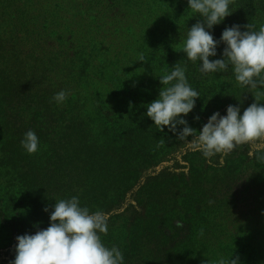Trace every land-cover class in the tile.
<instances>
[{"label":"trees","instance_id":"trees-1","mask_svg":"<svg viewBox=\"0 0 264 264\" xmlns=\"http://www.w3.org/2000/svg\"><path fill=\"white\" fill-rule=\"evenodd\" d=\"M70 1L74 14L80 16L84 24L76 26L74 20L70 21L73 18H67V27L70 28H67L66 38L59 39L62 47L69 38L73 39L81 33L77 37L78 42L74 44L70 41V46L76 48L82 44L87 47L86 42L90 43L92 37H86L85 30L88 26L89 29L93 28L95 15L99 16L97 24L106 30L110 38H96L88 51L91 61L85 82L91 85V91H86L88 104L78 120H71L69 124L61 127L63 114L58 111L59 109L51 110V114L45 107L44 110L23 113L25 115L17 112V121L1 124L0 155L1 152H14L20 157L22 161L19 169L25 175L28 189L23 187L24 180L18 182L17 188H14L10 196L11 207H8L5 204L7 186L2 181L4 168L1 169L0 166V227L9 231L7 242L0 240V264H8L11 258H14L10 256H15L18 236L35 234L37 230L48 227L45 222L39 221L32 227L27 226L28 222H26V226L22 229L24 219L16 221V217L12 215L13 211L17 212L27 205L34 207L36 204L64 198L65 192L74 193L79 190L78 181L80 176H84V171L79 170L93 168L94 164L107 162L111 157L118 160L124 138L132 134L135 129L140 128L144 135L142 147L138 148V151L144 156L147 152L145 146L149 144L151 154L148 156L154 165L163 163L173 167L174 161H170V158L176 157L177 153H172L170 158L168 156L173 144L180 145L177 151L190 149L188 142L178 139L177 133L170 131L168 126H165L164 131L161 132L151 118L142 116L147 113L148 104L159 97L163 85L158 78L166 72L170 73L177 61L188 60L186 53L182 52L183 40L188 29L197 20H201L198 14L189 9L188 0H99L97 4L93 3L94 0H87L88 4L83 0ZM261 1L264 8V0ZM100 3L102 6L99 5ZM75 4L84 5V8H76ZM47 8L60 16H65L69 9L59 4L53 7L48 5ZM92 9H95L94 13L90 12ZM35 10L33 0H0V24L6 27L11 38L18 39L25 45L27 55L36 52L37 55L43 54L53 44L46 43L50 35L41 36V32H48L54 22L40 18ZM8 14L9 18L4 17ZM21 15L27 27L19 30L12 20ZM249 23L264 25V10L258 17L248 18L244 26ZM77 52L73 50L70 55L68 51L65 52L67 57L64 60V68L67 64L72 65L78 58L85 56ZM101 53L106 55V59L94 58V55ZM141 54L145 56L147 62L139 61ZM84 59L85 57L82 58ZM42 60L45 61L44 58L38 61ZM48 69L51 71L54 67ZM69 69L73 70V67L70 66ZM194 71L195 69H187L185 74ZM58 72H55L54 78L59 74ZM76 82H79V79ZM77 84L74 85L75 92ZM3 86L1 81L0 118L8 113L6 104L16 101L14 94ZM242 89L249 93L255 90L264 91V88L253 90L239 83L235 85L226 83L217 89V92L218 95H228ZM44 96L46 97V93L41 95L42 99ZM202 104L200 100L199 106ZM227 108L228 105H225L224 109ZM114 111L119 112L118 120L112 119ZM203 115H205L204 109L200 111L199 118ZM142 117H145L144 122L142 120L140 122ZM179 126L181 125H177V132ZM28 130H33L39 139L38 151L35 154H28L21 146L24 133ZM188 139L191 140L192 137ZM227 155V158L210 161L206 170L213 172L225 166L229 167L227 160L230 157L243 160L241 149H235ZM186 157L187 152L182 155V158L186 159ZM217 175L213 174V176ZM210 183L211 186L205 190L203 188L191 190L182 196L179 208L163 226L161 238L170 242L178 255L184 256L186 253L192 257L193 264H210V262L218 264L221 258L230 260L237 257L240 264H264V165L256 166L244 180L242 178L240 181H227V179L222 181L219 177L217 181ZM233 201H250L251 205L256 204V206L253 205L248 214L241 216V221L231 222L227 217L234 213L231 209ZM222 211H227V216L217 221ZM225 219L227 220L223 222ZM215 226L223 227L225 232L216 247L209 248L204 244L196 250L184 249L197 243L201 229L204 234ZM13 229H16L15 232ZM151 236L154 241H158L157 235L152 233ZM180 251L182 252L178 253Z\"/></svg>","mask_w":264,"mask_h":264},{"label":"rangeland","instance_id":"rangeland-1","mask_svg":"<svg viewBox=\"0 0 264 264\" xmlns=\"http://www.w3.org/2000/svg\"><path fill=\"white\" fill-rule=\"evenodd\" d=\"M83 1L88 4L87 0ZM98 1L94 0L93 3L97 4ZM33 2L36 7L35 11L40 18H47L49 22L50 20L54 22L48 32H41V36L50 35L46 39V43L53 44L43 54L37 55L36 52L27 55L25 54L28 53L24 49L25 45L20 40L11 38L6 31V27L0 24V79H2L4 89H8L10 93L14 94L13 97L16 99V101L6 104L5 107L9 110L5 116L0 118V128L2 127L1 124H11L17 121V112L20 115H25L23 113H32L38 109L44 110L45 107L50 110L51 114V110L59 109L58 111L63 114V118L60 121L61 127L69 124L71 120H78L88 104L86 99L88 92L86 91H91V85L85 82L88 76V65L91 61V55L88 54V51L92 48V42L96 38H110L106 30L97 24L96 21H99V16L95 15V25L91 29L88 26L87 30H85L86 37H92L90 43L86 42L89 47H84L80 44L76 48H71L70 41L75 44L78 42L77 37L82 33L73 37V39L69 38L68 42L62 47L59 39L60 37L66 38L67 28H70V26L67 27V18H73L70 21L74 20L76 26H83L84 24L82 18L74 14L75 11L71 7L72 2L70 0H33ZM55 4H59L65 9L69 7L66 14H64L65 16L55 15L53 11L47 8L48 5L53 7ZM99 5L102 6V3ZM74 6L76 8H84V5L75 4ZM94 10L92 9L90 12L94 13ZM263 10L261 0H233L229 5V12L232 14L227 16L222 23L206 30L213 35L214 39L220 41L225 28L240 25L241 31H245L247 30L244 28L246 20L258 17ZM196 14L199 15V13ZM72 15L73 17H71ZM4 17L9 18L10 15H4ZM21 17L23 16H18L12 20L16 23L19 30L27 27ZM200 19L202 20L201 17ZM69 24L71 25L70 22ZM260 25L256 24L255 30H259ZM57 36L58 38L56 39ZM23 43L25 42L23 41ZM113 43L116 42L113 41ZM107 45L108 43L105 44V46ZM225 47L226 45L222 42L218 44L217 55L209 57V59H222ZM73 50L78 51V54L85 55L82 57H85V64L82 58H78L74 64H67V67L64 68V60L67 57L65 52L68 51L70 55ZM98 57L106 59V55L102 53L94 55V58ZM42 58L45 61L39 62L38 60ZM177 64L181 67H186V70L195 69L193 73H186L185 75L189 84L194 86L193 88L196 89L195 91L199 93L200 97L196 99L192 112L187 114V116L182 115L183 119L187 120L188 126L193 129L202 130L203 125L216 112H219L221 116H226L225 105L240 107L242 115L243 111L252 103L256 101L264 103L263 90H255V92L249 93L242 89L228 95H218L217 89H220L226 83L231 85L238 84L234 79L235 76L231 67L226 71L205 74L199 70V61L179 60ZM70 66L73 67V70L69 69ZM50 67H54V69L49 71L48 68ZM55 72L59 74L54 78ZM77 79H79V82H76ZM75 83H78L76 92L74 90ZM61 90L67 92V98L62 103H57L52 98ZM44 93H46V97L44 96V99H42L41 95ZM200 100H202L203 104L199 106ZM202 109L205 110V115L200 116L199 120H196L195 117L199 116ZM142 116L147 115L143 114ZM112 119L118 120L119 112L114 111ZM141 120L144 122L145 117L140 118V122ZM182 129L183 125L179 126L178 132ZM143 138L144 135L141 133V129H135L132 134L124 138V143L120 149L121 155L118 160L111 157L107 162L94 164L93 168L79 170L81 172L84 171V176H80L78 181L79 190L74 191V193L65 192L66 196L64 198H56L40 203V205L36 204L34 207L25 205L26 207L17 212L13 211L12 215L16 217L15 220L24 219L22 221V229L26 226V222H28L27 226L31 227L39 221H43L49 226L50 213L54 210L53 205L55 202L59 199H69L72 196H77L81 207H88L90 212L100 210L108 216V232L106 235L103 233L99 235L106 247L117 246L119 248L124 257L123 264H193L191 261L192 257L186 253L184 256L178 255L177 252H174L175 248L170 242L161 238L163 226L179 208L180 199L187 192L202 188L205 190L211 186L210 181H217L219 177L222 178V181L224 179H227V181H240L242 178L244 180L256 166H263L264 159H261V157H264V143L257 141L238 145L235 149H241L243 160H239L240 158L238 157H230L227 160L229 167L225 166L217 171L210 172L206 170L210 165V161L223 159L228 155L217 154L206 158L201 152L194 151L191 148L187 151L186 149L177 151L180 145L175 146L173 144V148L168 152L169 158L172 153H177L176 157L170 158V161H174L173 167H168L167 164L163 163L154 165L148 156V154H151L149 144L145 146L147 152L144 156L142 152L138 151V148L142 147ZM152 152L154 153L155 151L152 149ZM186 152L187 157L184 159L182 155H185ZM0 158L1 169L4 168L2 181L7 186L5 204L11 207L12 199L10 196L14 188H17L18 182L24 180L23 187L28 189V186L24 173L19 169L22 161L20 157L14 152H1ZM213 174H218L219 176H213ZM253 205H251L250 201H233L231 209L234 213L229 215L227 219H230L231 222L241 221V216L248 214L252 210ZM45 208H48L49 211H44ZM223 216H227V211H222L217 221L223 220ZM230 226L231 224H229ZM223 229L220 226L210 228L198 238L195 245L184 247V249L187 251L196 250L199 247H203L204 244H207L209 248L216 247L218 241L222 240V236H224L225 232ZM13 230L15 232L16 229ZM8 232V229L0 227L1 241L7 242ZM152 233L157 235L158 241L153 240ZM14 253L16 255V251ZM10 257H14L11 258V261L15 259V256Z\"/></svg>","mask_w":264,"mask_h":264},{"label":"clouds","instance_id":"clouds-1","mask_svg":"<svg viewBox=\"0 0 264 264\" xmlns=\"http://www.w3.org/2000/svg\"><path fill=\"white\" fill-rule=\"evenodd\" d=\"M232 2L188 0L189 9L199 13L202 20H197L188 29L182 52L186 53L188 60L200 62L201 73L226 71L231 67L235 80L241 86L253 90L264 88V25L255 30V25L249 23L244 26L245 31H241L240 25H233L225 28L220 41L206 30L232 14L229 12ZM221 42L226 45L223 58L210 60L209 57L217 55V46ZM139 61L147 62L143 54ZM185 72V67L176 64L170 73L166 72L158 78L163 87L159 97L148 104L146 115L161 132L168 126L170 131L177 133L178 139L186 140L192 150L201 152L206 158L227 155L238 145L257 141L264 143V103L256 100L242 115L240 107L229 105L226 116L214 113L202 130L188 126L182 115L192 112L200 96L190 86ZM66 98L67 92L61 90L52 99L62 103ZM195 119L199 120V116ZM177 125H183L179 132ZM188 137L192 139L189 141ZM38 145L39 139L33 130L24 133L21 146L28 154H35ZM53 209L50 225L46 229L16 238V255L10 264H123L124 257L119 248H108L101 241L99 234L106 235L108 232L109 218L104 212H90L88 207H81L77 196L57 200ZM218 264L240 262L238 257L230 260L221 258Z\"/></svg>","mask_w":264,"mask_h":264}]
</instances>
